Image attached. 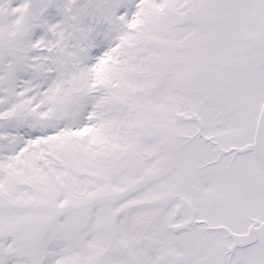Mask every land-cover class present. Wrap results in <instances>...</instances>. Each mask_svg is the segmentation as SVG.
<instances>
[{
    "label": "snow or ice",
    "instance_id": "1",
    "mask_svg": "<svg viewBox=\"0 0 264 264\" xmlns=\"http://www.w3.org/2000/svg\"><path fill=\"white\" fill-rule=\"evenodd\" d=\"M0 264H264V0H0Z\"/></svg>",
    "mask_w": 264,
    "mask_h": 264
}]
</instances>
